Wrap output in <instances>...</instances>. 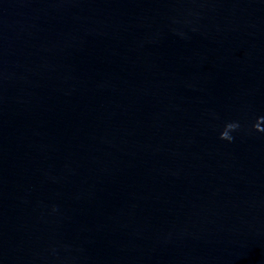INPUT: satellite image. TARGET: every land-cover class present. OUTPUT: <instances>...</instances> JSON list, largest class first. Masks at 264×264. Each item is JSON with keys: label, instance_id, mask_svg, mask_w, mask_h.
I'll return each instance as SVG.
<instances>
[{"label": "water", "instance_id": "water-1", "mask_svg": "<svg viewBox=\"0 0 264 264\" xmlns=\"http://www.w3.org/2000/svg\"><path fill=\"white\" fill-rule=\"evenodd\" d=\"M0 264H264V0H0Z\"/></svg>", "mask_w": 264, "mask_h": 264}, {"label": "clouds", "instance_id": "clouds-1", "mask_svg": "<svg viewBox=\"0 0 264 264\" xmlns=\"http://www.w3.org/2000/svg\"><path fill=\"white\" fill-rule=\"evenodd\" d=\"M237 127L236 124H228L226 126V129L224 132L221 133V139H227V140H231V137L229 136V130H233ZM258 128V125L256 126ZM259 130V129H258Z\"/></svg>", "mask_w": 264, "mask_h": 264}]
</instances>
